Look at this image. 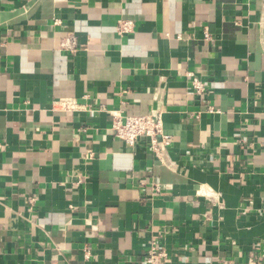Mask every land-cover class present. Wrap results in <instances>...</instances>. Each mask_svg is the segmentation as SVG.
Segmentation results:
<instances>
[{"label":"crops","instance_id":"crops-1","mask_svg":"<svg viewBox=\"0 0 264 264\" xmlns=\"http://www.w3.org/2000/svg\"><path fill=\"white\" fill-rule=\"evenodd\" d=\"M263 104L264 0H0V264H264ZM112 112L159 114L163 163Z\"/></svg>","mask_w":264,"mask_h":264},{"label":"built area","instance_id":"built-area-1","mask_svg":"<svg viewBox=\"0 0 264 264\" xmlns=\"http://www.w3.org/2000/svg\"><path fill=\"white\" fill-rule=\"evenodd\" d=\"M133 22L129 20H119L115 26V33L118 37H124L133 31ZM207 37V35H206ZM66 49L74 52L76 45L74 39L69 37L63 45ZM189 79L190 87L198 96H203L208 91V84L196 77L193 73L185 74ZM86 98H63L54 101L51 105L52 111L77 112L87 108ZM264 108V104H263ZM208 113H213V107L207 108ZM111 131L115 137L128 147H135L140 142H146L150 154L163 163L164 157L170 146V137L165 135L162 129L161 117L159 114H148L141 116H123L118 112H112ZM0 145V151H1ZM33 202V200H31ZM167 253L161 248L158 242L150 243L144 256V264H165ZM249 264H255L250 259Z\"/></svg>","mask_w":264,"mask_h":264}]
</instances>
